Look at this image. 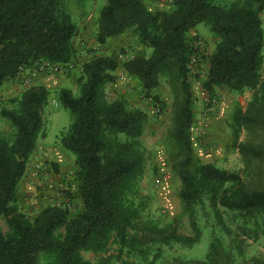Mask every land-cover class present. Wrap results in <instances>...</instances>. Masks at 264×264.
<instances>
[{
	"label": "trees",
	"instance_id": "trees-1",
	"mask_svg": "<svg viewBox=\"0 0 264 264\" xmlns=\"http://www.w3.org/2000/svg\"><path fill=\"white\" fill-rule=\"evenodd\" d=\"M67 0H0V86L18 79L21 68L40 62L66 64L76 58L78 26ZM264 0H171L170 9H150L145 0H105L96 20V40L132 33L152 49L120 64L116 54L91 56L77 78L78 95L58 90V103L71 115L58 136L59 145L75 155L77 211L69 203L50 204L29 217L19 205V187L44 131V107L51 91L26 85L0 107V117L14 129L12 139L0 137V264H156L166 251L200 243L207 225L213 227L202 259L173 257L174 264H232L239 232L254 230L249 221L264 216V188H250L236 172L197 160L192 145L195 101L187 65L195 52L192 31L205 24L216 38L207 55L204 81L214 93L226 87L241 95L253 91L252 110L236 107L234 146L242 154L264 159V146L239 143L244 126L264 127ZM137 79L147 97L162 82L174 95L173 139L179 158L173 169L180 177V197L194 236L160 227L151 214L152 198L142 192L146 147L142 137L148 115L130 108L124 97L106 98L108 85L118 81V68ZM155 104L158 98L153 97ZM235 225V229L232 227ZM237 229V230H236ZM255 233V232H254ZM113 249V252H111ZM83 252L93 253L95 263Z\"/></svg>",
	"mask_w": 264,
	"mask_h": 264
},
{
	"label": "rangeland",
	"instance_id": "rangeland-1",
	"mask_svg": "<svg viewBox=\"0 0 264 264\" xmlns=\"http://www.w3.org/2000/svg\"><path fill=\"white\" fill-rule=\"evenodd\" d=\"M148 7L154 9H170L171 0H145ZM229 5L243 4L244 0H225ZM105 0H67L66 8L71 13L78 26L74 38L77 49L87 45L89 55H109L132 53L135 56H148L152 49H146L139 44L132 33L113 37L105 45H99L96 40V20ZM264 27V11L261 12ZM192 36L201 38L205 42V54L202 65L208 72V62L205 57L215 46L216 38L205 24L199 25L192 31ZM89 56V57H90ZM89 57L81 58L86 61ZM80 60V59H79ZM120 64L124 63L119 60ZM81 62V63H82ZM67 74H46L36 84L46 86L50 91L47 105L44 107V131L38 145L30 158L27 172L19 187V205L29 217L36 215L43 207L50 204L69 203L72 211H77L81 202L76 197L75 155L58 143L60 132L71 122L70 112L58 103V90L62 87L70 88L78 95L77 78L82 74V65ZM127 73L123 66L116 72L118 77ZM126 81H117L106 88V98L113 101L124 97L130 108H139L148 115V124L142 137L146 151L145 174L140 181L144 194L151 196V214L160 227L176 230L179 234L194 236L188 215L180 197L182 183L173 169V162L179 158L172 133L174 129V95L168 84L162 82L147 97L136 78L128 75ZM264 77V70H263ZM44 78V79H43ZM205 76L190 79L195 101V122L192 129V145L198 161L211 163L231 172L239 173L250 188L261 190L264 188V159L253 158L241 153L234 146L233 116L237 106L243 112L252 110L254 102L253 91L247 90L241 95L232 93L226 87H218L214 93L204 87ZM25 86L20 79L11 80L0 86V107L2 104L18 94ZM158 98L155 104L153 97ZM207 96H216L218 102L210 115H203L204 102ZM159 107L160 110H157ZM14 129L0 117V137L12 139ZM239 143L250 146H264V127L244 126L239 133ZM75 185V187L73 186ZM211 221V220H210ZM206 219L207 225L201 241L191 248L177 247L166 251L165 256L156 264H174L173 257L181 256L187 260L202 259L209 249L213 227ZM212 223V221H211ZM254 230L248 235L239 232L235 246V259L232 264H264V216H258L249 221ZM0 226L6 233V221L0 217ZM234 229L235 225L232 226ZM255 232V233H254ZM113 249H111V252ZM86 259L92 263L97 257L91 252H83ZM40 264H50L52 257L41 254ZM112 264H120L113 262Z\"/></svg>",
	"mask_w": 264,
	"mask_h": 264
},
{
	"label": "built area",
	"instance_id": "built-area-1",
	"mask_svg": "<svg viewBox=\"0 0 264 264\" xmlns=\"http://www.w3.org/2000/svg\"><path fill=\"white\" fill-rule=\"evenodd\" d=\"M195 52L190 58V61L187 65L188 69V76L190 79H194L198 76H205L207 75V71H205L202 65V58L205 54V42L201 38H195L193 42ZM85 56L89 57V48L87 45L80 46L76 58L74 60L66 63V64H54L49 62H40L37 63L35 66L21 68L17 74V78L21 80L24 86L31 85L35 83V79L38 77L39 74H67L70 70L77 67L79 63H81V58ZM119 60L123 62H128L134 59L136 56L132 53H120L118 55ZM80 59V60H79ZM128 73H122L118 77V81H126L129 76ZM218 102V98L216 96H207L204 102V111L203 115L207 116L213 111V108ZM157 110H160L157 107ZM75 187V185H73ZM70 207V206H69Z\"/></svg>",
	"mask_w": 264,
	"mask_h": 264
},
{
	"label": "crops",
	"instance_id": "crops-1",
	"mask_svg": "<svg viewBox=\"0 0 264 264\" xmlns=\"http://www.w3.org/2000/svg\"><path fill=\"white\" fill-rule=\"evenodd\" d=\"M45 74H39L38 77L35 79V83H37L40 79L42 80V77ZM44 79V78H43ZM57 94V93H56ZM22 182V181H21Z\"/></svg>",
	"mask_w": 264,
	"mask_h": 264
}]
</instances>
